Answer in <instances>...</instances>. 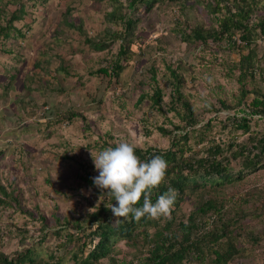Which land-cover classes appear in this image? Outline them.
<instances>
[{
  "label": "rangeland",
  "instance_id": "rangeland-1",
  "mask_svg": "<svg viewBox=\"0 0 264 264\" xmlns=\"http://www.w3.org/2000/svg\"><path fill=\"white\" fill-rule=\"evenodd\" d=\"M208 1L167 0L142 14L132 46L134 55L123 62L119 77L108 78L90 73L112 62L119 43L95 51L85 44V35L107 38L106 29L113 25L104 15L115 8L109 0H0L2 27L13 13L24 9L13 24L16 30L11 31V37L0 40V185L12 193V198L6 199L9 204L0 205V251L13 257L27 247H38L43 235L46 237L39 256L45 257L49 247L55 248L58 238L54 231L59 227L56 218L75 221L102 202V197L89 192L81 178L99 175L92 155L120 141L142 150H167L173 146V136H165L161 127L174 135L188 133L186 146L204 157L217 145L227 147L233 141L251 144L248 135L234 130L227 121L228 116L235 115L234 110H223L220 103L236 104L238 82L236 76L227 74L240 60L238 52L226 40L208 41V46L187 44L177 32L180 25L189 30L217 29L220 14L208 10ZM263 6L264 0L260 4ZM68 7L73 9L72 23L82 26L85 35L62 22ZM255 49L257 64L264 69V36L257 37ZM169 67L182 76L183 91L198 115L200 124L193 129L184 130L185 124L168 111ZM152 69L164 89L163 111L152 108L148 99L138 104L141 95L152 94ZM255 85L264 91V75L257 74ZM253 87L248 79L247 88ZM207 123L211 127L202 128ZM251 126L264 134V120L255 116ZM231 165L235 169L240 166L237 161ZM242 177L209 198L224 201L225 210L233 207L240 216L245 215L235 228L241 234L237 243L242 255L233 263L264 264V216L254 217L264 207V169ZM204 200L187 197L177 222L186 220ZM42 219L49 225L45 232L40 230ZM153 231L150 229V233ZM70 232L75 234L76 230ZM252 235L258 237L259 244L253 242ZM76 245L77 239L68 245L67 260ZM118 245L112 251L118 264H143L151 246L143 237ZM100 264L111 263L107 259Z\"/></svg>",
  "mask_w": 264,
  "mask_h": 264
},
{
  "label": "trees",
  "instance_id": "trees-1",
  "mask_svg": "<svg viewBox=\"0 0 264 264\" xmlns=\"http://www.w3.org/2000/svg\"><path fill=\"white\" fill-rule=\"evenodd\" d=\"M103 1L96 0V2ZM109 1L115 8L110 12L106 11L104 15L105 20L113 25L106 29L105 39L86 36L82 26H74L71 17L73 9L70 7L63 13L62 22L84 34L85 44L95 51L108 50L112 47V43H119L118 52L112 62L90 73L111 78L119 77L124 70L123 62L130 60L134 55L132 46L135 37H138L137 31L143 20L142 14L152 11L156 4L166 3L167 0ZM262 2L263 0H209L208 10L212 14H220L217 19V29L205 30L203 27H197L189 30L181 25L177 29L181 40L187 44L201 43L208 46V41L220 43L226 40L228 46L238 52L240 60L234 63L227 74L229 77L236 76L238 82L236 104H227L225 101L220 103L223 110H234L235 115L228 116L227 121L234 130L248 135L251 144L246 142L238 144L233 141V144L227 147L217 145L210 148L209 155L204 157L192 152V149L186 146L188 133L183 136L174 135L173 132L160 127V131L165 136H173V146L164 151L136 148V155L145 162L154 155L162 156L166 160L168 167L165 180L158 187L151 189V200L155 203L157 198L169 188L175 189L177 197L170 216L156 219L145 216L139 221L131 214L127 218H116L110 210L112 204L116 205L114 197L103 195L94 185L93 177L86 175L81 177L85 187L95 196L102 197L101 204L93 212L72 222L56 218L59 227L55 229L54 237L58 239L55 248L49 247L45 251V257L39 256L46 237L43 235L38 247H27L13 257L0 251V264H100L107 259L111 264H118L119 259L112 254L113 248L115 250L120 242L130 239L135 243L140 237H143L146 245H151L149 255L143 264H186L187 262L188 264H234V260L242 255V249L237 243L241 234L237 233L235 228L245 215L240 216L239 211L234 210L233 207L225 210L222 204L224 201L210 199L209 196L232 186L233 182L241 181L242 175L248 172L264 169V134L253 131L251 126V120L255 116L264 120V91L255 85L257 74L264 75V69L257 64L258 55L255 49L257 37L264 36V6L260 7ZM259 10H263L262 15H259ZM23 13V8L16 11L6 26H0V40L11 37V31L16 30L13 24ZM244 51H248V54L245 55ZM168 69L172 77L171 106L168 111L174 113L185 124L184 130L193 129L200 124V121L183 91L184 80L177 71L171 67ZM66 72L69 74L68 71ZM151 72L154 83L152 94L141 95L138 104L148 99L152 102V108L163 111L164 89L158 83L155 69ZM248 79L254 84L252 89L247 88ZM250 95H253L251 102H249ZM210 127V123L202 126L204 129ZM182 140L185 145H181ZM186 152L191 153L187 155ZM227 152H230V155H227ZM233 161L239 162L238 169L232 167ZM0 192L5 198L0 197V205H8L6 199L12 198V193H8L1 185ZM190 195L207 199L195 207L186 220L177 222L181 204ZM142 205L143 197L134 207L138 208ZM263 216L264 207L261 213L254 214L256 218ZM41 222L40 230L47 231L49 225L43 219ZM60 227L65 230H61ZM150 229H154L153 233H150ZM70 230H76V233ZM75 239L77 245L70 249L67 260V247ZM251 239L255 244H259L258 237L252 235ZM121 264L126 263L122 261Z\"/></svg>",
  "mask_w": 264,
  "mask_h": 264
},
{
  "label": "clouds",
  "instance_id": "clouds-1",
  "mask_svg": "<svg viewBox=\"0 0 264 264\" xmlns=\"http://www.w3.org/2000/svg\"><path fill=\"white\" fill-rule=\"evenodd\" d=\"M92 158L99 173L92 178L93 183L103 195L114 197L116 205L110 208L114 217L127 218L131 214L139 221L145 216L153 219L170 216L177 197L175 189L169 188L155 203L151 200V189L158 187L166 177L168 165L162 156L154 155L147 162L141 161L134 144L120 141ZM142 197V207H134Z\"/></svg>",
  "mask_w": 264,
  "mask_h": 264
}]
</instances>
